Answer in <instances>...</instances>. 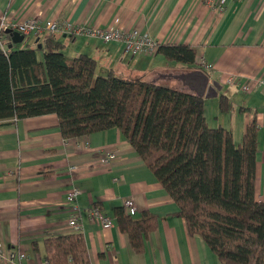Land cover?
Segmentation results:
<instances>
[{"label":"crops","instance_id":"0c3cea01","mask_svg":"<svg viewBox=\"0 0 264 264\" xmlns=\"http://www.w3.org/2000/svg\"><path fill=\"white\" fill-rule=\"evenodd\" d=\"M0 16L15 23L40 17L101 29L117 22L122 30H137L159 45L190 46L196 65L211 64L205 74L221 87L216 98L204 99L208 126L231 131L240 143L246 127L256 121L255 198L264 203V0H0ZM42 37H28L30 45L38 49ZM55 39L68 58L82 54L94 59L101 75L112 71L154 81L162 80L160 75L182 74L180 65L161 56H129L119 43L64 34ZM19 45L13 47L23 48ZM38 58L43 60L41 52ZM229 80L249 84V90L243 93ZM220 96L231 104L228 112L220 110ZM85 138L90 150L77 151L74 142ZM108 153L114 159L101 164ZM74 188L80 191L75 201L82 209L80 231L68 226L72 207L66 195ZM126 200L135 204L134 220L145 212L156 217L143 254L132 250L115 221L114 210ZM89 208H98L114 227L91 223ZM77 233L90 264H220L200 237L188 233L177 205L117 129L66 140L55 115L1 120L0 243L25 255L18 264H49L45 240Z\"/></svg>","mask_w":264,"mask_h":264},{"label":"trees","instance_id":"16d2710c","mask_svg":"<svg viewBox=\"0 0 264 264\" xmlns=\"http://www.w3.org/2000/svg\"><path fill=\"white\" fill-rule=\"evenodd\" d=\"M39 44L41 50L27 43L0 50V121L55 115L66 140L117 129L177 205L188 233L200 237L220 264H264V203L255 198V120L236 143L231 131L208 126L204 99L180 83L168 86L112 71L101 75L91 57L62 53L54 35ZM155 55L180 65L182 74L205 73L190 46L160 44ZM219 108L230 110L226 97L220 96ZM114 217L132 250L143 254L156 217L145 212L134 220L123 207ZM44 245L49 264H90L80 233Z\"/></svg>","mask_w":264,"mask_h":264},{"label":"built area","instance_id":"2783aa9c","mask_svg":"<svg viewBox=\"0 0 264 264\" xmlns=\"http://www.w3.org/2000/svg\"><path fill=\"white\" fill-rule=\"evenodd\" d=\"M10 33H18L25 38L34 36L41 37L45 35L64 34L68 37H84L88 39L98 40L104 43H119L123 46L124 53L129 56H154L157 51L158 43L137 30L124 31L117 22L113 28L101 29L93 27L89 24H71L69 22H57L53 20L43 19L40 17H33L21 23L12 22L9 18L0 16V50L3 53L7 52V47L11 44L12 38ZM201 68L204 71L212 69L211 64L201 63ZM231 84H237L241 92L246 93L249 90V84H238L234 80H229ZM73 147L77 151H88L90 145L86 138L83 143L74 142ZM114 159V154L108 153L101 158L100 163L109 165ZM117 181V180H115ZM80 191L77 188L72 189L66 195V203L72 207V214L68 220V226L75 231H80L79 219L82 209L75 203ZM124 210L132 215L135 211V204L132 200H126L123 203ZM87 217L91 223H98L103 229H110L114 227V223L103 216L98 208L87 209ZM25 258V255L16 252L13 249L7 248L0 243V262L7 264H18Z\"/></svg>","mask_w":264,"mask_h":264},{"label":"water","instance_id":"95a60500","mask_svg":"<svg viewBox=\"0 0 264 264\" xmlns=\"http://www.w3.org/2000/svg\"><path fill=\"white\" fill-rule=\"evenodd\" d=\"M6 33L10 34L12 38L9 49H11L13 45L22 44L24 42V38L20 34L10 33L9 31ZM38 49H41L40 45H38ZM159 78L162 80H175L184 88H187L190 92L205 100L216 98L217 92L221 89L218 83H210L209 76L204 72H192L180 75H160Z\"/></svg>","mask_w":264,"mask_h":264},{"label":"rangeland","instance_id":"374dc122","mask_svg":"<svg viewBox=\"0 0 264 264\" xmlns=\"http://www.w3.org/2000/svg\"><path fill=\"white\" fill-rule=\"evenodd\" d=\"M25 43H27V44H31V39H29V38H25V40H24V42L22 43V44H20L19 46H22V47H24V45H25ZM62 53H64L65 55H67V51L66 50H62ZM173 64H176V63H173ZM100 70V69H99ZM98 70V71H99ZM98 73H100V72H98ZM173 83H170V84H166V85H168V86H171Z\"/></svg>","mask_w":264,"mask_h":264}]
</instances>
